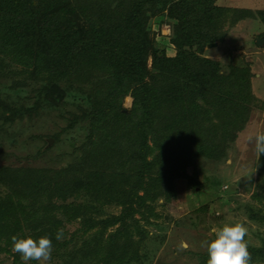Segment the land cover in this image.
I'll use <instances>...</instances> for the list:
<instances>
[{"label": "trees", "instance_id": "1", "mask_svg": "<svg viewBox=\"0 0 264 264\" xmlns=\"http://www.w3.org/2000/svg\"><path fill=\"white\" fill-rule=\"evenodd\" d=\"M161 4L166 16L176 21L170 42L177 54L172 59L163 53L159 57L150 37V21ZM213 4L214 0H0V75L38 79L45 103L61 102L69 94L77 104L79 94L70 84L83 85L93 77L102 88L81 112L88 142L80 161L57 171L0 167V253L10 252L14 235H48L52 253L60 258L56 253L68 246L65 226L75 222L78 228L71 237L88 239L67 251L69 261L63 264L75 257L77 264H142L146 258L141 255L147 253L140 255L139 250L148 238L146 226L157 218L154 204L185 176L186 164L226 156L243 127L237 119L248 113L239 92L208 101L204 115L194 100L201 92L216 94L213 82H223L208 59L195 60L197 67L188 65L190 57L196 58L191 48L201 50L212 36H219L220 26L213 20L220 9ZM235 13L236 20L246 17L243 9ZM232 74L248 86L249 69ZM126 95L132 99L129 110L122 107ZM5 98L0 92V120L12 122L21 113ZM216 120L222 124L213 125ZM258 167L263 173L264 155ZM189 181L200 186L195 179ZM105 206L120 211L103 216ZM248 212L250 220L264 226V215L258 217L261 211ZM58 229L63 230L61 240L55 239ZM259 240V246L249 249L254 264H264V237ZM13 256L18 260V253Z\"/></svg>", "mask_w": 264, "mask_h": 264}, {"label": "rangeland", "instance_id": "2", "mask_svg": "<svg viewBox=\"0 0 264 264\" xmlns=\"http://www.w3.org/2000/svg\"><path fill=\"white\" fill-rule=\"evenodd\" d=\"M212 7L220 9L217 11L218 18L213 20L217 27L220 26L219 36L214 34L201 50L194 47L192 52L191 48L189 52L195 53L196 58L190 57L188 65L195 66L198 59H208L218 69L223 82H213L216 94L201 92L194 100L200 105V114L204 115L203 109L209 105L208 101L215 100L217 96L230 97L233 91L235 94L239 92L248 113L243 115L246 118L237 119V125L243 127L236 132L226 156L221 160L199 159L193 164H186V177L176 179L173 193L167 194L166 198L161 197L154 204L157 218H151L150 226H146L148 238L144 241L145 248L139 250L140 255L147 253L141 255L146 258L142 264H207V251L201 244L214 238L210 236L212 227H220L224 223L242 222L247 227L245 239L248 250L259 246V238L264 237L263 224L250 220L248 212L261 211L262 215L258 217L264 215V172L259 170V157L254 144L248 140L255 132L264 131V42L260 46L256 43L258 38L264 37V22L261 20L264 19V0H214ZM161 8L164 9L162 4L155 8V15L150 21V37L159 57L164 54L172 59L177 54L176 47L170 42L176 21L169 19L167 10ZM236 9H243L246 17L236 20ZM211 43L216 46L209 47ZM147 65L152 71L151 58H148ZM246 69L250 72L245 82L247 87L235 80L232 74L233 70ZM166 73L168 81L169 72ZM38 82V79H26L15 73L0 75V92L6 96L5 103L13 104L21 113L12 122L0 120V167L57 171L82 158V151L88 142V125L81 119V112L86 109L87 101L102 89L101 84L97 83L96 77L88 83L83 82V85L70 84L72 92L80 97L74 104L69 94L61 102L45 103V94ZM65 86L69 87L68 84ZM131 105V97L126 95L122 107L129 110ZM214 123L222 124L221 120ZM189 179H195L203 189L189 184ZM119 211L120 207L105 206L101 215L118 214ZM135 218L141 219L139 215ZM77 228L75 222L65 226L68 246L56 253L60 258L52 253L49 264L68 262L67 251L81 247L82 240L88 239V235L72 238ZM182 240L188 244L185 250L178 248ZM9 251L0 253V264H24L20 255L15 260L13 248ZM78 261L75 257L71 264ZM28 264L38 262L30 261Z\"/></svg>", "mask_w": 264, "mask_h": 264}, {"label": "clouds", "instance_id": "3", "mask_svg": "<svg viewBox=\"0 0 264 264\" xmlns=\"http://www.w3.org/2000/svg\"><path fill=\"white\" fill-rule=\"evenodd\" d=\"M249 143L254 144L258 157L264 155V131H257L250 135ZM248 234L247 227L242 222L224 223L220 227H212L210 240L202 242L201 246L206 248L207 264H253L251 253L248 250V242L245 237ZM63 238V230L58 229L56 240ZM13 251L18 253L28 264L37 261L38 264H49L53 251L52 238L48 235L33 239L31 236H12ZM186 241H180L178 248L187 249Z\"/></svg>", "mask_w": 264, "mask_h": 264}, {"label": "water", "instance_id": "4", "mask_svg": "<svg viewBox=\"0 0 264 264\" xmlns=\"http://www.w3.org/2000/svg\"><path fill=\"white\" fill-rule=\"evenodd\" d=\"M263 42H264V37H262V38H258V39L256 40V43H257L258 46H260ZM208 46H209V47H214V46H216V44H215V43H211V44H209ZM49 142H50V140H49Z\"/></svg>", "mask_w": 264, "mask_h": 264}]
</instances>
